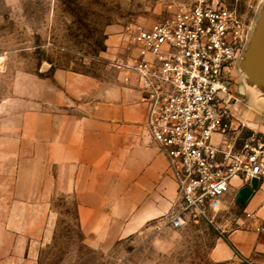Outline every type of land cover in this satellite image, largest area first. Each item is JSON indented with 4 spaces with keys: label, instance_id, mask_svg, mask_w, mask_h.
Segmentation results:
<instances>
[{
    "label": "rangeland",
    "instance_id": "obj_1",
    "mask_svg": "<svg viewBox=\"0 0 264 264\" xmlns=\"http://www.w3.org/2000/svg\"><path fill=\"white\" fill-rule=\"evenodd\" d=\"M196 1L0 0V119L35 105L38 97L59 102L71 95L62 73L119 74L114 59L127 49L132 28L149 27L181 3ZM210 1L236 10L245 24L230 136L238 146L248 137L264 140V0ZM48 204L30 227L44 233L35 241L40 264H214L224 257L221 243L244 211L231 196L213 222L175 228L168 214L148 215L141 202L128 215L110 207L91 235L80 222L74 194L61 193Z\"/></svg>",
    "mask_w": 264,
    "mask_h": 264
},
{
    "label": "crops",
    "instance_id": "obj_2",
    "mask_svg": "<svg viewBox=\"0 0 264 264\" xmlns=\"http://www.w3.org/2000/svg\"><path fill=\"white\" fill-rule=\"evenodd\" d=\"M60 78L72 85L71 95L59 102L38 97L35 105L0 119V264H40L35 241L44 233L30 227L39 223V209L61 193L78 198L80 222L91 235L110 207L128 215L144 202L148 215L160 216L176 197L167 159L147 127L142 91L119 74ZM253 183L234 181L231 196L244 211L214 264L264 259V231L258 230L264 226V187Z\"/></svg>",
    "mask_w": 264,
    "mask_h": 264
},
{
    "label": "built area",
    "instance_id": "obj_3",
    "mask_svg": "<svg viewBox=\"0 0 264 264\" xmlns=\"http://www.w3.org/2000/svg\"><path fill=\"white\" fill-rule=\"evenodd\" d=\"M128 36L114 65L142 91L149 133L176 184L167 222H213L228 209L235 180L264 187V140L238 146L230 136L245 24L226 4L197 0Z\"/></svg>",
    "mask_w": 264,
    "mask_h": 264
}]
</instances>
